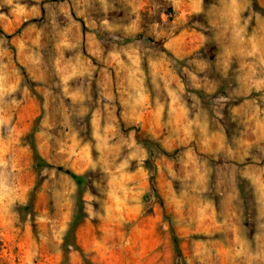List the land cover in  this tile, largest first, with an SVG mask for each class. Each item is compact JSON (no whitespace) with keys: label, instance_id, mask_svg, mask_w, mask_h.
Listing matches in <instances>:
<instances>
[{"label":"rangeland","instance_id":"374dc122","mask_svg":"<svg viewBox=\"0 0 264 264\" xmlns=\"http://www.w3.org/2000/svg\"><path fill=\"white\" fill-rule=\"evenodd\" d=\"M147 3L145 0L140 12L144 19L141 24L139 17L129 20V13L136 11L139 0H127L118 17L124 21V31L120 33V25L100 23L97 16L103 18L102 12L88 14L90 0H68L70 15L67 19L60 15L58 26L56 17L64 8V0H41L39 6L36 0H12L10 4L0 0V37L10 41L16 38L23 50L22 63L33 80H50L67 92L80 83L74 77L87 74L90 79L86 82L96 101L93 111L115 112L117 119L133 125L123 128L131 143L116 160L117 166H124L125 161L127 166L114 183L113 177L86 168L84 148L72 126L55 129L56 144L47 141V133L38 131L47 126L43 108L50 90L46 84L33 86L17 119L31 145L32 151L24 163L30 164L32 170L30 176H25L35 188L27 207L17 209L20 223L0 224V264H241L232 258L230 241L238 229L243 231L248 226L241 220L257 218L256 207L246 183L238 184L233 174L229 185L225 170L234 166L219 165L211 153L220 151L226 133L229 143L243 156L247 144L256 136L251 126L232 123L227 111L223 121L213 120L212 98L205 92L215 90L214 72L212 76L196 78L193 74L198 69L187 68L188 76L183 69L197 52L213 64H218V58L223 56L224 63H231L233 71L242 76L252 66L247 58L230 61L231 49L219 35L218 45L205 51L194 15L182 27L161 30L151 25L148 31ZM44 5L48 6L46 10ZM254 6L259 15L252 28L259 25L264 30V0H254ZM95 7L99 9L101 5L97 3ZM168 12L173 14V9ZM183 15L181 10L180 16ZM173 16H169V24L173 23ZM49 18L56 29L51 34ZM109 33L117 35L110 39ZM253 46L264 48V42L254 40L246 49ZM221 48L225 49L223 53ZM146 59L151 62V75ZM137 66L143 69V75L134 71ZM177 67L182 70L177 71ZM142 86L147 88L148 103L141 112L134 101ZM197 87L204 90L197 91ZM169 89L176 95H170ZM58 90L59 87L51 89ZM219 91L223 93L224 88ZM106 97H114L117 103L110 106ZM251 110L252 105L241 104L236 118L239 120ZM91 119L90 114L86 122ZM85 135L80 133L81 137ZM87 135L91 139L90 133ZM35 150L45 165H37ZM205 152L209 155L204 156ZM95 156L93 152L92 158ZM205 162L216 168L212 172L215 207L211 209L198 193L205 180ZM58 166L82 174V187ZM41 172L54 176L59 173L61 192L55 207L49 202L47 181H41ZM27 182L21 177L16 186ZM12 187L5 177L4 188L0 189L5 205L12 196ZM237 197L246 205L243 216L235 211ZM260 200L259 216L264 218V195ZM49 217L54 218L57 227L66 224L67 233L50 237L48 225L43 223ZM37 219L42 223L38 225Z\"/></svg>","mask_w":264,"mask_h":264},{"label":"clouds","instance_id":"9594fccd","mask_svg":"<svg viewBox=\"0 0 264 264\" xmlns=\"http://www.w3.org/2000/svg\"><path fill=\"white\" fill-rule=\"evenodd\" d=\"M10 4L12 0H7ZM99 3L101 7L97 9L95 4ZM39 6L41 0H36ZM90 0V8L88 14L92 12L103 13V18L99 15L97 19L102 24L114 22L120 25V33H123L124 21L118 19L122 10L126 7L127 0ZM196 7L193 8L192 5ZM119 5V6H118ZM179 5V6H178ZM47 5H44L45 10ZM145 7V0H139V7L136 11L129 13V20L133 17H139V22L144 23V19L140 16V12ZM149 8L147 16L149 18L148 31H151V25H156L158 29L167 30L173 27H182L187 23L188 17L195 16V25L199 28L203 37L201 47L205 51H210L218 45L217 36L223 38L224 44L231 49L229 60L239 62L242 58H247L251 64V71L247 75H240L239 72L233 71L231 63H224L223 56L218 59V64H213L211 59L206 60L197 52L196 55L186 61L183 69L186 76L189 75L187 68H196L198 73H194V77H208L215 75V90L205 92L207 96L212 98V114L213 120L223 121L224 114L227 111L232 123L238 127L251 126L253 135L256 139L249 141L247 151L243 156L229 143L225 133L223 147L220 151L211 153L217 160L219 165L228 164L233 167L226 169L229 177L228 183L231 184V177L234 174L237 183H246L250 195L256 207V219L252 221L241 220V224L248 225L243 231L237 230L233 234L230 241L234 250L235 260L241 261V264H264V223H261L259 216L260 197L264 195V48L253 46L250 50L246 46L252 41L264 42V30L252 28L253 20L259 15L254 0H148ZM173 9V23L169 24V16L173 15L168 9ZM183 10V17L180 12ZM60 15H64L67 19L68 0H64V8L56 17V25L60 23ZM87 23V21H86ZM49 33L56 29L49 18ZM252 31L249 32V29ZM109 38L114 39L116 33H109ZM107 44V41L105 42ZM110 46V45H109ZM22 49L17 45L16 38L11 41L6 37H0V189L4 188L5 177L12 187V196L5 205L2 197H0V224L5 221L13 224H19L21 221L20 213L17 209L26 208L31 193L35 188V184L28 179L25 174H31L32 166L25 164V160L31 153V145L28 142L27 133L21 131L20 122L17 119V113L24 104L28 95H30L33 86L46 84L50 90V95L45 99V107L43 108V116L47 121V126L38 129L41 133H47V141L50 144H56L57 137L54 135L57 127L72 126L75 137L80 141L84 148V156L87 160L86 168L92 172L100 171L111 177L113 182L118 180L119 174L127 166H117L116 160L122 156L125 149L129 147L131 140L125 137L123 128H131L133 125L127 120L117 119L116 113L102 114L100 111H93V104L96 101L92 98L91 88L87 84V74L74 77L80 81L75 89L69 88L67 92L62 87L55 85L50 80L41 81L33 80L28 75L27 67L22 63ZM225 51L221 48V53ZM213 53V52H211ZM214 57V53H213ZM215 58V57H214ZM145 63L149 68L151 75V62L146 59ZM204 67L201 68L200 65ZM182 70L177 67V71ZM134 71L143 75V69L137 66ZM144 76V79H147ZM68 83H71L70 81ZM60 88L58 91H51L53 88ZM168 88V85L165 84ZM224 88V92L220 93V88ZM197 91L204 90L200 87ZM170 95H176L172 93ZM73 93V94H69ZM110 106H114L117 100L114 97L105 98ZM252 105V110L245 113L238 120V110L241 104ZM135 107L141 112L148 103V91L146 86H142L137 90V98L134 101ZM103 101H101V105ZM193 106L195 101H193ZM124 105H121L123 108ZM202 108L203 106H198ZM236 109L237 111H234ZM187 104L185 103V111L187 112ZM120 109H116L119 112ZM161 115L162 108L159 109ZM53 113H55V122H53ZM91 114L92 119L87 121ZM143 119V116H140ZM45 120L41 123L44 124ZM123 125V127H122ZM139 126V125H137ZM86 135L81 137L80 133ZM90 133L91 139H88ZM129 137L132 135L128 134ZM234 143V142H233ZM96 156L93 159L92 153ZM209 155L205 152L204 156ZM128 159H131L129 157ZM205 180L203 186L198 190L201 197L205 198L208 207H215V200L212 197L213 181L212 172L216 168L210 163H204ZM251 173V174H249ZM24 177L28 180L27 184L16 186L17 180ZM59 173L55 176L50 172H41V181H47L45 191L48 193L49 202L55 207L58 199V193L61 192V186L57 179ZM74 195V190L73 193ZM251 207L252 205H247ZM246 207L241 198H236L235 211L243 216V209ZM39 225L42 223L40 219L36 220ZM48 225V233L54 238L57 235L62 237L67 233V225L57 227L54 218L49 217L43 221Z\"/></svg>","mask_w":264,"mask_h":264},{"label":"trees","instance_id":"16d2710c","mask_svg":"<svg viewBox=\"0 0 264 264\" xmlns=\"http://www.w3.org/2000/svg\"><path fill=\"white\" fill-rule=\"evenodd\" d=\"M34 156H35L38 166H43L46 164V161L43 159V157L39 154L37 150H35ZM58 169L63 170L66 173H68L76 181L79 187H82V184L85 182V177L82 174H77L74 171L70 169H65L62 166H58ZM173 240H174V243L176 244L177 249H179L177 236H174Z\"/></svg>","mask_w":264,"mask_h":264}]
</instances>
